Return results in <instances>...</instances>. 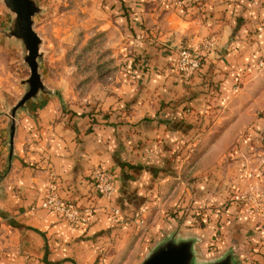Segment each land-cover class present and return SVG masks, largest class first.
<instances>
[{
	"label": "crops",
	"instance_id": "0c3cea01",
	"mask_svg": "<svg viewBox=\"0 0 264 264\" xmlns=\"http://www.w3.org/2000/svg\"><path fill=\"white\" fill-rule=\"evenodd\" d=\"M30 1L34 29L41 2ZM3 2L10 24L1 30L0 50L16 53L17 42L30 67L25 39L14 33L17 16ZM89 6L120 23H128L129 8L136 11L131 18L139 38L121 50L142 56V68L136 62L135 75L123 72L72 101L42 81L43 37L36 33L38 92L18 106L32 88L30 67L23 81L29 87L9 111L0 95V264H143L170 240L191 242L190 264L228 257L229 264H264V213L231 196L250 184L264 189V72L256 69L264 55V0H96ZM120 34L131 42L129 31ZM207 37L215 40L212 53L184 85L171 75L176 52L198 48ZM207 107L218 112L209 126L196 120L208 116ZM188 146L192 151L184 154ZM96 166L113 172L111 200L95 192ZM51 180L64 198L100 207L89 224L71 227L41 207ZM161 198L167 207L189 204L188 214L165 220ZM228 200L223 213L217 207ZM109 206L120 209L123 222L111 219ZM139 209L158 212L143 218L152 221L143 233L133 221ZM218 223L223 235L216 240Z\"/></svg>",
	"mask_w": 264,
	"mask_h": 264
},
{
	"label": "rangeland",
	"instance_id": "374dc122",
	"mask_svg": "<svg viewBox=\"0 0 264 264\" xmlns=\"http://www.w3.org/2000/svg\"><path fill=\"white\" fill-rule=\"evenodd\" d=\"M39 1L41 2V8L40 13L36 17L34 30L40 37H43L40 49L41 56L38 58L42 81L48 82L50 84L49 86L55 88L63 97H67L72 101H80L83 97L89 96L103 85L111 83L113 79L120 77L123 72L128 73L130 76L135 75L137 70H134V63H138L136 65L137 69L139 67L142 68V56L135 54L134 50L128 55L121 50L122 43H124L123 48H125L127 44L131 46L133 38H139L135 22L131 18L132 12H136L135 10L127 8L129 11L128 23H120L109 21V17H103L102 12L97 14L92 12L89 5L96 0ZM118 7L115 4L113 5L112 10L115 9L113 11L114 13L120 12ZM103 8L106 9V6H103ZM8 17V10L3 0H0V36L2 35L1 30L4 28L8 29L9 27L10 21ZM121 30L129 31L131 34V42L129 41L127 43L126 38L121 37ZM3 38L4 36H2V43H6V39ZM12 43L16 47V53L11 52L9 54L6 50H0V95L3 97V109L7 111L12 108L14 103L22 98L27 90V86L29 87L27 84L24 85L23 81L30 75V67L23 60L22 48L17 42L13 41ZM129 60L130 64L123 68V62H128ZM171 69V75L180 76L184 81V85H187L191 81L181 76L176 59L173 60ZM207 109L206 114L208 116L202 115L201 117H197L196 120L199 123L204 122L206 126H209L215 121L218 112L211 107H207ZM261 112L262 109L254 113L261 114ZM198 132H202V129H199ZM191 149L192 146L184 147L182 152L184 154H190ZM173 165L178 166L177 169L180 168V165L177 163ZM112 197L107 200H111ZM162 198L159 202L162 205L158 203L155 206L157 207V211L160 210L158 207L160 205L162 206L160 214L165 220L172 218L182 221L181 217L179 218L181 212L185 210L184 214L182 213V217L188 214L186 212L189 209V204H185L186 206L182 204L180 206L179 204L173 208L171 206L167 207L164 205L165 199L162 200ZM228 204L229 200L220 208L219 206L217 208L221 209L223 213H227ZM109 207L116 208L113 206ZM150 211L139 209L136 217L133 219L139 226L141 225L142 233L147 229V225L152 223L151 220L147 222L143 218L148 219L154 217L159 212L151 211L152 214ZM206 211L207 208H203L199 214L203 215ZM107 213L109 214V212ZM118 213L115 218L113 214H109L115 223L124 221L121 218L122 213H120L119 208ZM130 221L125 222L130 223ZM222 225L218 223L217 227L214 228V237L216 240L223 235L221 231Z\"/></svg>",
	"mask_w": 264,
	"mask_h": 264
},
{
	"label": "built area",
	"instance_id": "2783aa9c",
	"mask_svg": "<svg viewBox=\"0 0 264 264\" xmlns=\"http://www.w3.org/2000/svg\"><path fill=\"white\" fill-rule=\"evenodd\" d=\"M215 40L211 37L203 38L198 48H193L189 45L181 46L177 50V67L180 70L181 76L186 80H191L194 74L200 69L204 59L209 56L214 48ZM258 72H264V55L258 60L256 64ZM93 180L95 192L100 197L110 199L115 190L114 175L111 171L96 166L94 168ZM233 200L244 205L252 207L258 213H264V189L258 185L250 184L249 190L246 192H237L232 195ZM41 207L52 212L57 216L65 219L72 227L80 228L86 226L90 222L92 213L98 208L82 207L74 200H68L59 193L58 185L51 180L48 183V190L42 201ZM105 208V207H104ZM107 208V207H106ZM109 214L113 217L117 216L118 208L108 207Z\"/></svg>",
	"mask_w": 264,
	"mask_h": 264
},
{
	"label": "water",
	"instance_id": "95a60500",
	"mask_svg": "<svg viewBox=\"0 0 264 264\" xmlns=\"http://www.w3.org/2000/svg\"><path fill=\"white\" fill-rule=\"evenodd\" d=\"M8 7L17 16V29L15 34L22 36L25 39L28 57L31 67V90L22 98L18 106H21L27 99L34 96L40 87L38 74V60L40 38L33 29L32 14L35 12V7L30 0H6ZM191 242L185 241L176 244L174 241H169L163 244L162 247L155 250L143 264H190L191 259ZM230 258H225L215 264H229Z\"/></svg>",
	"mask_w": 264,
	"mask_h": 264
},
{
	"label": "trees",
	"instance_id": "16d2710c",
	"mask_svg": "<svg viewBox=\"0 0 264 264\" xmlns=\"http://www.w3.org/2000/svg\"><path fill=\"white\" fill-rule=\"evenodd\" d=\"M125 10H126V9H125ZM128 12H129V11H126V15H127V16H128Z\"/></svg>",
	"mask_w": 264,
	"mask_h": 264
}]
</instances>
